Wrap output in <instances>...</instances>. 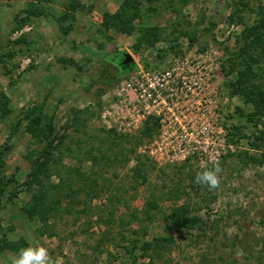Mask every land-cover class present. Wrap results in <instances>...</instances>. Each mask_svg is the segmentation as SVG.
Listing matches in <instances>:
<instances>
[{
  "label": "rangeland",
  "instance_id": "1",
  "mask_svg": "<svg viewBox=\"0 0 264 264\" xmlns=\"http://www.w3.org/2000/svg\"><path fill=\"white\" fill-rule=\"evenodd\" d=\"M184 54L220 72L205 152L187 142L182 156L175 123L145 113L136 88ZM149 115L158 126L138 137ZM109 132L126 137L99 162ZM211 161L210 191L195 175ZM179 207L189 220L171 228ZM156 237L157 254L144 249ZM29 246L54 264H264V0H0V264Z\"/></svg>",
  "mask_w": 264,
  "mask_h": 264
},
{
  "label": "built area",
  "instance_id": "2",
  "mask_svg": "<svg viewBox=\"0 0 264 264\" xmlns=\"http://www.w3.org/2000/svg\"><path fill=\"white\" fill-rule=\"evenodd\" d=\"M207 55L173 56L166 67L145 70V82L136 88L138 96L145 101V113L155 114L160 121L175 123L173 139L182 156L187 153V142L190 147L194 146L193 151L204 154L201 138L214 124L212 120L202 118L214 100L217 89L214 77L219 67L218 60ZM186 99L196 103V110L190 111V117L180 120L179 114ZM213 138L211 135L208 143H213Z\"/></svg>",
  "mask_w": 264,
  "mask_h": 264
},
{
  "label": "trees",
  "instance_id": "3",
  "mask_svg": "<svg viewBox=\"0 0 264 264\" xmlns=\"http://www.w3.org/2000/svg\"><path fill=\"white\" fill-rule=\"evenodd\" d=\"M115 16H117V18L121 17L118 14H115L113 16V18ZM259 27H260V25H254L252 28L249 27L246 31L250 32L252 34H255V40H256L257 35H258V31H259L258 29H260ZM261 31H263V30L261 29ZM136 53L141 54V52L139 50H137ZM118 56L122 57L121 55H116V56H113V58L118 57ZM134 65H135V63H133V66ZM241 74H244V73L241 72ZM243 93L245 95V100L247 102H253L256 105H259L263 100V99H255V96H254L255 93L249 87L243 88ZM248 94H252L253 97H252V95L248 96ZM157 126H158L157 119L151 115L147 116L145 121H144L143 128L139 132L140 136H138V137L150 136L152 134V132H155ZM125 137H126L125 135L117 134L114 132H109L107 134V138L104 139L103 141L102 140L100 141V146H99L100 155L97 158V160L99 162H106V161L113 159V156H114L113 144L118 145L121 142V139H124ZM49 158H51L50 155H48L46 157V159H43L39 164L37 163V169L39 170L38 176H40V171H41L40 169H42L43 166H46V163L49 161ZM37 178H39V177H37ZM36 180L39 181L38 179H36ZM40 191H41V189H40ZM42 196H43L42 194L36 196L37 198H40L39 204L44 202L43 198L45 196L44 197H42ZM184 212H185V209L183 207H179L177 210H173L165 218V220L169 222V226L171 228L173 227L175 229H180L182 227H186L189 218L185 217ZM167 240L168 239L166 237H156L153 239V241L145 242L144 243V249H147V250L150 249L155 254L161 253V249L164 246H166Z\"/></svg>",
  "mask_w": 264,
  "mask_h": 264
},
{
  "label": "clouds",
  "instance_id": "4",
  "mask_svg": "<svg viewBox=\"0 0 264 264\" xmlns=\"http://www.w3.org/2000/svg\"><path fill=\"white\" fill-rule=\"evenodd\" d=\"M210 163L212 164L211 168L208 167L207 163L202 165L205 170L196 173L195 183L206 186L211 191L220 186L222 168L219 161H211ZM11 264H54V262L45 247L29 246L22 248L18 255L11 259Z\"/></svg>",
  "mask_w": 264,
  "mask_h": 264
},
{
  "label": "water",
  "instance_id": "5",
  "mask_svg": "<svg viewBox=\"0 0 264 264\" xmlns=\"http://www.w3.org/2000/svg\"><path fill=\"white\" fill-rule=\"evenodd\" d=\"M121 56H122V60L120 64L127 66L128 69L133 68V63H134L133 57L127 52L122 53ZM131 65L132 67H129Z\"/></svg>",
  "mask_w": 264,
  "mask_h": 264
},
{
  "label": "flooded vegetation",
  "instance_id": "6",
  "mask_svg": "<svg viewBox=\"0 0 264 264\" xmlns=\"http://www.w3.org/2000/svg\"><path fill=\"white\" fill-rule=\"evenodd\" d=\"M121 60H122V57L118 60L119 63H118V62H115L116 65H117L121 70H127V69H128L127 66L120 64ZM129 67H132V65L129 66Z\"/></svg>",
  "mask_w": 264,
  "mask_h": 264
},
{
  "label": "crops",
  "instance_id": "7",
  "mask_svg": "<svg viewBox=\"0 0 264 264\" xmlns=\"http://www.w3.org/2000/svg\"><path fill=\"white\" fill-rule=\"evenodd\" d=\"M220 72L219 69H217L216 73Z\"/></svg>",
  "mask_w": 264,
  "mask_h": 264
}]
</instances>
